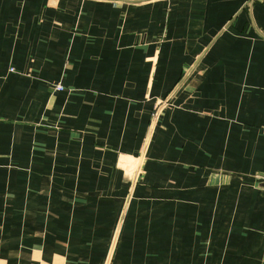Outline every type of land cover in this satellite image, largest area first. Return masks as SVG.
Wrapping results in <instances>:
<instances>
[{
    "label": "crops",
    "instance_id": "obj_1",
    "mask_svg": "<svg viewBox=\"0 0 264 264\" xmlns=\"http://www.w3.org/2000/svg\"><path fill=\"white\" fill-rule=\"evenodd\" d=\"M0 264H264V0H0Z\"/></svg>",
    "mask_w": 264,
    "mask_h": 264
},
{
    "label": "built area",
    "instance_id": "obj_2",
    "mask_svg": "<svg viewBox=\"0 0 264 264\" xmlns=\"http://www.w3.org/2000/svg\"><path fill=\"white\" fill-rule=\"evenodd\" d=\"M63 87L61 85H56L54 87L55 90H61ZM168 102V99H163V100H158L157 103L155 104L154 110H153V119L157 117L159 111L164 107L165 103ZM137 174L135 177L132 179L134 182L136 180Z\"/></svg>",
    "mask_w": 264,
    "mask_h": 264
},
{
    "label": "rangeland",
    "instance_id": "obj_3",
    "mask_svg": "<svg viewBox=\"0 0 264 264\" xmlns=\"http://www.w3.org/2000/svg\"><path fill=\"white\" fill-rule=\"evenodd\" d=\"M159 99L163 100V98H159ZM170 103H171V101H170V99H169L168 102L165 103L164 107L159 111V113H158V115H157L156 118L153 119V113H151V119H153V120H151V122H152V125H153V126L156 125V124L158 123L159 118H160V117L162 116V114H163V111L166 109L167 106L170 105ZM133 166H136V162L133 163Z\"/></svg>",
    "mask_w": 264,
    "mask_h": 264
}]
</instances>
